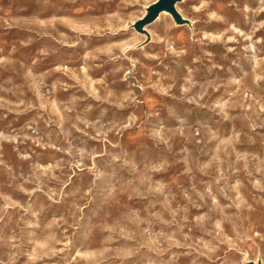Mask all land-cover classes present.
Returning a JSON list of instances; mask_svg holds the SVG:
<instances>
[{
  "label": "rangeland",
  "instance_id": "rangeland-1",
  "mask_svg": "<svg viewBox=\"0 0 264 264\" xmlns=\"http://www.w3.org/2000/svg\"><path fill=\"white\" fill-rule=\"evenodd\" d=\"M0 0V264H264V0Z\"/></svg>",
  "mask_w": 264,
  "mask_h": 264
},
{
  "label": "water",
  "instance_id": "water-1",
  "mask_svg": "<svg viewBox=\"0 0 264 264\" xmlns=\"http://www.w3.org/2000/svg\"><path fill=\"white\" fill-rule=\"evenodd\" d=\"M179 1L180 0H157L153 5L148 8L147 15L135 24V29L139 32H146L143 27L147 24L154 22L164 11L172 14L178 24L187 23V21L182 18V16L176 9V4Z\"/></svg>",
  "mask_w": 264,
  "mask_h": 264
},
{
  "label": "bare ground",
  "instance_id": "bare-ground-1",
  "mask_svg": "<svg viewBox=\"0 0 264 264\" xmlns=\"http://www.w3.org/2000/svg\"><path fill=\"white\" fill-rule=\"evenodd\" d=\"M160 16V15H159Z\"/></svg>",
  "mask_w": 264,
  "mask_h": 264
}]
</instances>
